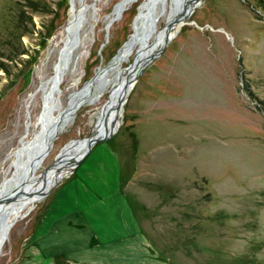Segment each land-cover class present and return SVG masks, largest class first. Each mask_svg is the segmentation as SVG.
<instances>
[{
    "label": "rangeland",
    "instance_id": "1",
    "mask_svg": "<svg viewBox=\"0 0 264 264\" xmlns=\"http://www.w3.org/2000/svg\"><path fill=\"white\" fill-rule=\"evenodd\" d=\"M146 1L74 0L71 9V0H0V197L15 170H23L13 151L35 138L44 146L48 122L54 123L47 135H57L31 177L54 162L49 172L75 145L71 141L88 137L93 127L96 134L107 121L102 105L118 71L138 57L141 42L122 61L116 58L115 67L109 64L132 36ZM189 1L199 3L140 73L117 131L10 219L16 220L0 246V264H12L17 245L58 189L80 182L73 178L77 173L108 166L102 159H114L136 214L172 261L264 264V0ZM83 3L77 30L75 10ZM152 5L157 32L148 44L162 31L167 15L160 10L165 5L169 11L170 0ZM61 59L56 110L47 116V86ZM96 72L106 73L108 88L98 100L82 98L71 117L78 104H70ZM66 111L69 118L59 126Z\"/></svg>",
    "mask_w": 264,
    "mask_h": 264
},
{
    "label": "crops",
    "instance_id": "2",
    "mask_svg": "<svg viewBox=\"0 0 264 264\" xmlns=\"http://www.w3.org/2000/svg\"><path fill=\"white\" fill-rule=\"evenodd\" d=\"M102 160L108 166L77 173L73 178L82 183L58 189L17 245L12 264H180L143 226L114 159Z\"/></svg>",
    "mask_w": 264,
    "mask_h": 264
},
{
    "label": "bare ground",
    "instance_id": "3",
    "mask_svg": "<svg viewBox=\"0 0 264 264\" xmlns=\"http://www.w3.org/2000/svg\"><path fill=\"white\" fill-rule=\"evenodd\" d=\"M126 1H128V0H124V2L121 5H124ZM73 2H74V0H71V9H74ZM151 2H152L151 0H147L143 4L141 11H140V14H138L135 18L133 35L128 40L127 44L124 45L121 54H120V50H119L118 54H116V56L114 58L115 61H116V58H119L122 61V59H124L123 56L125 54H127L128 52H130L131 49L138 43L139 38L142 37L143 22L145 20V17H147L148 12H150V10L153 9L151 7ZM118 3H119V1L116 3L115 7L117 6ZM115 7H114V9H115ZM181 7H182V0H170L169 11H167L165 9V5H164L162 7V9L160 10V14H162V13L166 14L167 19H170L177 14V12L181 9ZM75 15H76L75 16L76 17L75 27L78 30V25L84 16V3L82 4L80 11L75 10ZM180 25H181V22L176 26L175 31L173 32L172 36L176 34ZM164 30L165 29L163 28L162 31L158 33L157 37L150 44H148V41H147L146 45H144L142 47L139 46V55L135 59V61L132 62V68H135L136 66H138L140 64V62L151 51H153L159 47V44L161 43V41L164 37V35H163ZM73 37H75L74 30L70 32V34L67 38V49L65 50V52H67L68 49L71 47ZM145 41L146 40H142V43H144ZM65 52L63 53V57H64ZM114 60L109 64L110 67H115L117 65L118 61L114 62ZM63 61H64V59H61V63L59 64L55 75L53 76L51 82L47 86L50 90V93L48 94V97L46 98V104H45L46 105L45 106V113L47 116H49V113L51 111H53V109L56 107V103H57L58 98L55 97V92H56L57 88L59 89L57 84L60 83V80L64 76V66H63L64 62ZM105 68H107V67H105ZM127 73L128 72L126 69L120 70L117 73L118 79L113 80L114 83L112 85V88L109 89L110 90V97H109V101L107 103V106L105 103L106 107H108V104H109L111 111L108 113L107 121L101 125V129H99V131L96 133L97 135H103L104 133L108 132L109 130L112 131L113 128H114V131H117V129L121 123L120 119L117 122L118 118H120V116H121V112L118 109H116L115 104L118 100L120 90L123 86V80H124V77ZM88 83L89 84L87 87L84 86L81 88L80 92L75 97L76 102L74 104H70V107H73L75 104H78L79 102H81L82 98L86 99V96H89L92 100H98L102 97L105 90L108 88L107 87L108 81L106 80V73H104V72H100V73L96 72L94 77L88 80ZM79 107H80V104H78L76 107H74L72 109L71 115H70L71 117L73 115H75V112L77 111V109ZM55 110H56V108H55ZM69 113L70 112H67V111L62 113V116L59 118V120H57V123L59 126H63L67 122V120L69 118L68 117ZM53 123H54L53 121H50V122H48L47 126L43 128V132H45V138H48L49 135H47V130L52 126ZM43 141H44L43 139H39V138H35L34 140H28L25 142V144L22 147H20L18 149L16 148V150L13 151V154L16 155L18 157V160L21 162L23 170H21V171L19 170L17 172L15 170V172L11 175L10 179H8V184H10L9 191L13 188H20L21 189L20 191L23 190V192H21L19 194V196H17L16 198H14L10 202L0 203V222H1L0 223V231L2 230L1 226H3V224H5L4 222L11 221L10 219L16 218L17 216H19V214H21V212L24 210V208L26 206H28L32 201H34L36 198H38L41 194L45 195L51 189V187L55 184V182L61 176H63L65 174V172H67V170L70 169L72 162L68 161V159H71V157L73 158L77 154V151L81 147H84V150H85L87 142H88V137L78 138L76 140L71 141V142L75 143V145L71 146L68 149L66 156L64 158H62V160H60V162L57 166H55L48 173H46V176H47L46 179H44L43 174L33 176V177L29 176L31 174V172L38 165H40V163L42 162V159L44 158L45 155H47V153L49 151V149H48V151H46L47 139H46L44 146L42 143ZM40 150H41V152H40V155L37 159L36 165L33 166ZM9 191H8V193H9ZM7 234L5 237L3 234H0V246L3 243V241L5 240V238L7 237Z\"/></svg>",
    "mask_w": 264,
    "mask_h": 264
},
{
    "label": "water",
    "instance_id": "4",
    "mask_svg": "<svg viewBox=\"0 0 264 264\" xmlns=\"http://www.w3.org/2000/svg\"><path fill=\"white\" fill-rule=\"evenodd\" d=\"M151 1H152L151 2V5H152L153 2H155L156 0H151ZM198 3H199L198 1H192L191 2L189 0H182V7L177 12V14L174 17L170 18V19H166L165 24L160 27V29L164 28L165 30L163 32L164 37H163L159 47L157 49L151 51L140 62V64L138 66H136L135 68H132V62L123 67V69H126L128 73L124 77L123 86H122V88L120 90L118 100H117V102L115 104L116 109H118L120 112L122 111L123 105H124V103L127 100V96L129 94V92L131 91V89L133 88V86H134L136 80L138 79L140 73L145 69V67L149 63H151L163 51L164 47L167 45V43L169 42L173 32L175 31L176 26L180 22L184 21L186 18H188L191 15V13L194 11V9H195V7L197 6ZM121 11H122V9H120L118 11L117 15H120ZM155 20H156V16L150 10V12H148L147 17H145V20L143 22V26H142L143 34H142V37L139 38V40H138V42H141V44H140L141 47L147 44V39H148L149 35L154 33V37L156 36V32L157 31H155ZM110 22H111V20L108 21L107 25H109ZM80 23H79V25H80ZM79 25H78V27H79ZM132 35H133V33H132ZM128 40L125 42V44H127ZM142 40H146V41L144 43H142ZM133 60L135 61V58ZM94 75H92L89 79L93 78ZM57 86L59 87V84H57ZM104 108H105V102L102 105L101 111L102 112L105 111V113H109L111 111L110 107H107L105 109ZM97 118H98V115H97L96 119ZM118 121H119V118H118L117 122ZM114 132L115 131H114V128H113L112 131L109 130L108 132L104 133L103 135H97V134L95 135L94 134V127H93V130H92L91 134L88 135V142H87L86 148L83 151V153L80 156H78V157H73V158L71 157V159H68V161L72 162L69 171L73 170V168L86 156V154L91 150L92 146L98 140L106 139V138L110 137ZM56 135H57V133L53 132L52 134H50V137L48 136L47 143H46V151H48L49 147L51 146L52 138L54 136H56ZM53 163L54 162H52L50 165L46 166L38 175L43 174L44 179H46L47 178L46 173H48V170L50 169V167L52 166ZM62 177L63 176H61L55 183H57ZM20 190H21L20 188L11 189L6 196L0 197V203H6V202L12 201L14 198L19 196V194L21 192H23V190L22 191H20ZM14 221H15V219L12 220V221L4 222L5 224H3V226H1L2 230L0 231V234H3L4 237H5L6 234L9 232V229L11 228V226H12Z\"/></svg>",
    "mask_w": 264,
    "mask_h": 264
}]
</instances>
